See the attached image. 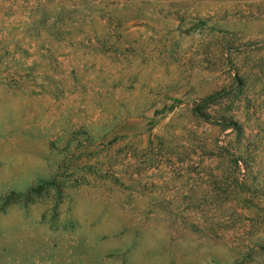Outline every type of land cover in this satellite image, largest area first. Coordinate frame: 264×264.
Instances as JSON below:
<instances>
[{"label":"rangeland","instance_id":"374dc122","mask_svg":"<svg viewBox=\"0 0 264 264\" xmlns=\"http://www.w3.org/2000/svg\"><path fill=\"white\" fill-rule=\"evenodd\" d=\"M0 264H264V0H0Z\"/></svg>","mask_w":264,"mask_h":264},{"label":"trees","instance_id":"16d2710c","mask_svg":"<svg viewBox=\"0 0 264 264\" xmlns=\"http://www.w3.org/2000/svg\"><path fill=\"white\" fill-rule=\"evenodd\" d=\"M231 125H232V127L234 128V130H236L238 133L240 132V127H239V126H237V125L234 124V123H232ZM34 190H36V189H34Z\"/></svg>","mask_w":264,"mask_h":264}]
</instances>
